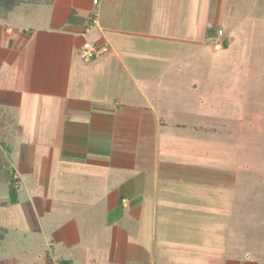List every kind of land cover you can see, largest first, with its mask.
<instances>
[{"label":"crops","instance_id":"obj_1","mask_svg":"<svg viewBox=\"0 0 264 264\" xmlns=\"http://www.w3.org/2000/svg\"><path fill=\"white\" fill-rule=\"evenodd\" d=\"M27 5L31 24L14 32L0 22V109L8 114L0 125V222L17 220L2 227L0 242L9 228L25 231L22 239L38 242L37 264H235L227 249L201 250L184 238L185 230L195 234L198 211L178 188L196 184L205 200L201 190L217 179L200 176L209 166L194 141L169 138L165 121L168 87L189 86L192 95L200 87L187 76L193 49L202 54L209 44L211 0ZM86 42L105 51L84 61ZM172 125L177 134L186 126ZM184 141L192 143L187 154ZM13 205L16 215H8Z\"/></svg>","mask_w":264,"mask_h":264},{"label":"rangeland","instance_id":"obj_2","mask_svg":"<svg viewBox=\"0 0 264 264\" xmlns=\"http://www.w3.org/2000/svg\"><path fill=\"white\" fill-rule=\"evenodd\" d=\"M120 1L127 8L129 0ZM27 6L20 1L18 6L0 7V22L10 24L14 32L23 24H31L37 18L23 12ZM40 8L44 17L47 7ZM194 10L195 22L200 9ZM179 14V25L189 29L183 20L189 18L190 9L188 14V7H182ZM207 19L209 44L202 47V54L193 49L197 57L187 76L198 80L200 87L194 95L185 85L170 86L163 93V99H168L165 106L170 108L165 119L169 138L194 141L193 148L202 156V165L209 166H202L200 176L217 179L208 184L211 189L201 190L205 200L200 199L196 184L194 188H178L181 199L187 198L191 204L194 201L198 211L192 215V223L197 226L195 234L185 230L184 238L194 239L201 250L212 249L214 244L218 250L227 249L235 264H264V0H211ZM39 20L35 24L42 17ZM171 105H178L179 113L172 111ZM5 114L7 111L0 109V120ZM172 121L186 125L180 127V134ZM196 124L201 128H188ZM12 141L15 152L16 136ZM191 144L182 143L185 154ZM17 187L13 184L15 191ZM173 199L176 202L178 198ZM14 206L8 215H16ZM12 222L17 224V220H11L0 222V227H10ZM23 234V230L8 229L5 242H0V264H37L33 252L36 242L22 239ZM205 238L208 240H202Z\"/></svg>","mask_w":264,"mask_h":264},{"label":"trees","instance_id":"obj_3","mask_svg":"<svg viewBox=\"0 0 264 264\" xmlns=\"http://www.w3.org/2000/svg\"><path fill=\"white\" fill-rule=\"evenodd\" d=\"M20 1H24L26 2L27 4H29V8H33L37 5H42V4H45L47 2V0H0V7H9L11 5L13 6H18L19 5V2ZM222 47L226 48L227 47V43L226 42H223L222 43ZM7 115H3L2 116V120H0V125L2 122H4V124L7 123ZM9 196H10V201L11 203H15V200H16V191L13 189V185H11L9 187ZM6 230L2 227H0V240L3 238L4 234H5Z\"/></svg>","mask_w":264,"mask_h":264},{"label":"built area","instance_id":"obj_4","mask_svg":"<svg viewBox=\"0 0 264 264\" xmlns=\"http://www.w3.org/2000/svg\"><path fill=\"white\" fill-rule=\"evenodd\" d=\"M97 1L98 0H93V4H97ZM93 24H96V21H93ZM219 34L221 35L222 32L219 31ZM104 51H105L104 48L97 47L94 44L86 42L82 45L79 53L82 60L90 61L94 57H98L99 55H101ZM52 264H57V263H52Z\"/></svg>","mask_w":264,"mask_h":264}]
</instances>
